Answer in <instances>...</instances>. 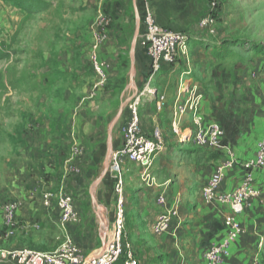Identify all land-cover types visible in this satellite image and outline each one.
<instances>
[{
	"label": "rangeland",
	"instance_id": "obj_1",
	"mask_svg": "<svg viewBox=\"0 0 264 264\" xmlns=\"http://www.w3.org/2000/svg\"><path fill=\"white\" fill-rule=\"evenodd\" d=\"M47 1L49 6L43 11L29 14L18 10L11 0H0V43H4L5 51L9 54L7 59L0 62V184L8 170L4 169L5 154L9 149L6 141L21 140L25 134L26 119L38 118L35 123L40 121V125H43L37 109L46 105L49 111L55 107L64 110L72 108L71 104L62 105L60 93L55 95L54 88L58 86L71 87L74 91V85H68L65 77V80H55L53 77L50 84L43 85V74L54 72L55 76L56 71V66L50 62L47 63L50 65H45L43 57L49 55L52 62V57L62 44L73 39V31L91 20L88 17L91 12L80 5V0ZM126 4L120 16L112 17L106 13L109 25L105 44L111 48L107 52L103 49L101 54L106 62L104 78L99 79L88 65V77H91L90 80L93 78L95 86H98L96 91L100 94L94 93V96H99L96 95L93 101V112L103 119L101 128L94 133L96 139H83L78 145L71 136V130L67 129L66 115L62 119L63 124L59 121L57 126L48 127L47 132L52 140L63 139L64 144L68 142L58 152L68 156L69 162L65 161L66 158L54 161L50 157L51 162L55 163V173L39 177L42 184L50 189L48 192H59V188L63 187L71 195L80 214L79 220L83 221L84 227L87 225L97 247H100L105 235L111 232L116 210L111 177L109 172L104 177L103 174L110 151L117 147L114 139L121 134L125 103L143 84L139 80L140 70L135 60L133 64L130 62V46L136 29L132 1L127 0ZM193 5V10L186 9L187 5L180 10L191 21L188 26H195L200 15L211 12L215 19L214 31L211 34L208 31L180 34H186L190 41L206 36L208 41L214 43V47L208 49L206 42L196 49L195 45L198 44L190 42L188 51L177 63H184L185 66L178 81H188L194 91L202 96L204 104L201 110L204 107L205 120L218 123L224 131V137L219 148L211 150L195 147L191 143L181 144L178 142L179 136L167 134L164 150L152 167L150 179L146 181L141 179L138 169L125 166L122 209L124 235L137 252L140 264H169L173 261L172 252L167 251L173 246L167 234L155 236L150 230L160 212L156 205L158 195L166 190L168 206L178 201L181 216L179 214L175 222L179 223V227L184 226L186 218L183 212L189 210L186 198L194 199L192 197L202 177L206 176L207 169L217 166L226 150H230L240 162L251 158L255 142L264 138V0H196ZM196 12L198 14L195 16ZM139 39L140 33L136 49L140 47ZM203 65L205 68L202 70ZM131 74L133 83L129 82ZM148 76L149 66L145 70V81ZM159 76L160 72L151 79L152 87L156 90L159 88ZM74 81L75 88L79 89L77 78ZM140 111L150 116V112H154V98L145 99ZM119 112L120 116L110 136L111 148L107 152V132ZM76 149L79 152H75ZM200 150H206L207 153L203 154ZM205 155L209 156L207 162L203 158ZM74 165L80 167L85 177L86 169L91 170L82 186L79 182L82 172L75 174L69 169V166ZM193 167H199V171H192ZM258 171L264 176V169ZM100 177H103L102 180L92 192L95 205L90 197V188ZM261 184L264 186V182ZM259 188L262 195L255 200L253 209L246 210V206L240 216L245 234L239 240L250 245H244L245 254L241 264H253L254 260L264 264V192L262 187ZM128 218L134 219L133 227L128 226ZM76 224L64 231L57 223H52L46 227L49 231L43 242L32 243L28 238H20L18 243L15 240L10 244H0V247L52 252ZM74 242L83 252L78 241Z\"/></svg>",
	"mask_w": 264,
	"mask_h": 264
},
{
	"label": "crops",
	"instance_id": "obj_2",
	"mask_svg": "<svg viewBox=\"0 0 264 264\" xmlns=\"http://www.w3.org/2000/svg\"><path fill=\"white\" fill-rule=\"evenodd\" d=\"M44 1L48 3L47 0ZM131 1L132 6L134 2H136V7L141 19L142 8L140 0ZM181 1H183L184 4L181 5ZM195 1L196 0H150V7L159 25L167 27L175 33L187 34V32L190 33L193 31L197 34L201 33L197 27V22L201 15L198 17L196 25L189 27L188 24H190L191 21L187 16H183L180 13L182 7L186 5V9L193 10V3ZM126 2L127 0H80V5L83 8H87L88 12H91V14L89 13L90 15L88 14L91 20L87 23L85 21L83 23L84 25L76 28V31H73V39L71 41H66L65 45L62 44L61 49L52 57V62L50 61L49 55H44L43 60L45 65H55L56 71L55 76H53L54 72L50 74L45 72L43 74L45 77L43 85L47 86V84H50L54 79L53 77L56 78L55 80H65L66 78L65 81H67L68 85H74V91H72L71 87L58 86L54 88L55 95L60 93L62 105L71 104L72 108L70 110H64L60 107H55L53 111H49L50 109L48 105H46L43 108L37 109L38 117L43 121V125H40V121L38 124L35 123L38 118L31 120V117H28L24 126L25 134H23L21 140L6 141L9 149L5 154L6 165L4 169L8 170L2 178L3 183L0 184V244H10L15 240L16 243H18V239L20 238H28L32 243L43 242L49 231L46 227L52 223H57L56 211L53 208L47 209L42 204L44 195L48 193L50 189L42 184L40 178L43 174L55 173L53 170L55 163H53V161L51 162L50 157H52L54 161L56 159L60 160V158H66L65 161L69 162L68 156H64L62 152H58V149L67 145L68 142L66 141L64 144L63 139L61 140L62 143H60L61 141L57 138H55L57 140L50 139V135H48L47 132L49 129L48 127L53 125L57 126L56 124L59 121L63 124L62 119L67 115V129H69V131L71 130V136L78 145H81L83 139H96L94 133L101 128L100 123L103 122V119L96 116L95 112H93L95 111V102L93 101L95 96L99 93L96 91L98 86H95L93 78L90 80L91 77H88L89 64L87 59L91 44V36L88 28L100 12L104 13L105 11L104 14L107 13L112 17L120 16L121 11H125L127 7ZM41 11L43 10L36 11L35 13ZM1 14L3 15V12H1ZM197 14L198 12L195 13V16ZM142 33L143 29L141 26L140 37ZM203 37L204 36L199 39L192 38L190 42L192 43L195 41L198 44L195 45L196 49H200L203 43L208 42L207 48L211 50L212 47H214V43L212 44L210 40L208 41L206 36ZM110 48L111 47H109L107 43L104 44L101 49V54L103 53V49L107 52ZM48 62H50V64H47ZM135 64L140 70L139 80L144 82V74L147 66H149V59L141 46H138L135 51ZM184 67L183 63L176 64L173 67L163 68L157 81L159 85L157 92L164 97V101L161 102L158 97L154 96V112H150L149 116L147 113L140 111L142 131L149 135L154 129H159L164 136L165 144L167 134L173 135L171 131L173 99L177 94L179 82H181L178 81V76L182 74V69ZM201 68L203 70L205 68L204 65ZM74 78L78 80L79 89L75 88ZM189 86L190 89H194L191 84H189ZM94 93L98 94L94 96ZM203 104L204 100H202V105ZM202 112L205 114L204 107L202 108ZM98 122L99 124L97 125ZM41 129H44L45 132ZM190 130H193V126L190 116L187 115L180 122V131L181 133H185ZM120 138L121 134L114 139V144L117 147L120 145ZM178 142L184 145L191 143L195 146L191 138L187 137L181 138L179 136ZM200 151L203 152V154L207 153L206 150ZM208 155L203 156L205 161L207 159L209 160ZM49 162H51V164H49ZM214 168L207 169L206 176L202 177L200 185L196 189L197 192L194 197H192L194 199L187 200V190L184 192L189 208L187 212H183L184 218H186L185 225L180 226L179 229L174 228V225V229L172 228L166 236L169 237V241L173 245L167 250L170 253L172 252L171 257L173 258V261L169 264H206L201 259V253L210 243L218 240L223 234V220L228 213L227 209L214 202L205 203L200 196V188L207 182ZM192 171L198 172L199 167H193ZM81 172L82 170L79 167V173ZM58 173H60V170ZM90 174L91 170L89 168L86 169V177L84 176V172L81 173L79 179L81 183L80 186L85 182V179L87 180L89 178ZM242 175L243 173L239 168L228 171L220 191H231L237 188L241 182ZM254 177L256 186L262 187L261 189H263L262 191L264 192V186L261 184L264 182V176L261 171H255ZM167 183L169 182H166V184ZM61 189L64 188L60 187L59 190ZM57 191L53 193H57ZM164 192H166V190H164ZM6 200L14 201L19 206L17 219L11 230L5 228L1 214V206ZM254 204L255 200L248 202L246 210L253 209ZM68 235H70L73 240L78 241L83 251L82 253L86 258H91L100 253L102 243L100 247H97L94 237L90 235L87 225L85 227L83 226L82 220H79L74 227L69 229ZM243 241L242 239L238 240L232 245L231 256L225 264H241V259L245 254L244 245L247 244ZM245 246L249 247L250 245L247 244Z\"/></svg>",
	"mask_w": 264,
	"mask_h": 264
},
{
	"label": "built area",
	"instance_id": "obj_3",
	"mask_svg": "<svg viewBox=\"0 0 264 264\" xmlns=\"http://www.w3.org/2000/svg\"><path fill=\"white\" fill-rule=\"evenodd\" d=\"M142 8L140 46L149 59V76L126 103L121 129L120 145L109 153L108 172L112 181V190L116 198V210L111 232L105 235L99 254L86 258L72 237L65 234L64 241L52 252H40L23 247H0V264H140L137 252L124 238L123 202L125 188V166L129 165L139 170L142 180H149L151 170L158 156L165 147L164 136L159 129L151 134L142 131L140 107L147 98L158 97L162 102L164 97L152 87L151 79L163 68L173 67L181 56L188 51L190 40L185 34L175 33L167 27L159 25L150 7V0H140ZM109 18L100 12L89 26L91 44L88 52V62L93 73L103 79L106 62L102 59L101 49L108 34ZM215 19L211 12L204 13L197 22L200 31L213 33ZM202 96L190 89L186 81L179 82L178 91L173 99V114L171 121L172 133L191 138L199 148L216 150L224 137L222 127L213 121H207L201 110ZM190 116L193 130L185 133L180 131V122ZM255 153L243 162L237 161L230 150H226L220 163L215 166L207 182L200 188V196L205 203H217L227 209L228 213L223 220L222 236L210 243L201 253V259L206 264H225L231 256L232 245L244 234L245 229L240 222V216L248 202L260 198L262 192L256 186L254 173L264 169V138L255 142ZM75 152H79L78 149ZM239 168L243 175L237 188L221 192L228 171ZM72 172L79 173L78 166H69ZM42 204L47 209H54L57 224L66 231L79 221L80 214L74 200L66 190L57 193L48 192L44 195ZM156 205L160 212L157 214L151 233L155 236H164L171 229L178 228L179 218L178 201L167 205L165 192L158 195ZM19 206L14 201H7L1 206L4 226L11 230L15 225ZM173 228V229H174ZM253 264L256 263L254 260Z\"/></svg>",
	"mask_w": 264,
	"mask_h": 264
},
{
	"label": "water",
	"instance_id": "obj_4",
	"mask_svg": "<svg viewBox=\"0 0 264 264\" xmlns=\"http://www.w3.org/2000/svg\"><path fill=\"white\" fill-rule=\"evenodd\" d=\"M133 10H134V20H135V34H134V37L132 39V42H131V46H130V52H129V57H130V62L131 64L134 63V60H135V49H136V44H137V40L139 38V33H140V27H141V19H140V15L138 13V10H137V7H136V4L134 3L133 4ZM130 83H133V80H132V74L130 75V80H129ZM120 113L117 115V117L115 118V120L111 123L109 129H108V132H107V145H108V150L107 152H109L110 148H111V133H112V129L115 125V123L117 122L119 116H120ZM106 162H107V159H106ZM108 172V165H107V168L105 169L104 171V174H103V177L105 176V174ZM103 177H100L99 179H97L95 182L92 183L91 185V188H90V197H91V200H92V203L96 205V202L92 196V192L93 190L98 186V184L100 183V181L102 180ZM103 243V241H102Z\"/></svg>",
	"mask_w": 264,
	"mask_h": 264
},
{
	"label": "trees",
	"instance_id": "obj_5",
	"mask_svg": "<svg viewBox=\"0 0 264 264\" xmlns=\"http://www.w3.org/2000/svg\"><path fill=\"white\" fill-rule=\"evenodd\" d=\"M11 2L15 7L29 14H32L36 11L44 10V8H47L49 6V4L46 3L44 0H11ZM8 57L9 54L5 51L4 43H0V62L7 59ZM129 220L130 223H128V226L133 227L135 225L134 219L128 218L127 221ZM124 238L125 240H127L125 235ZM121 262L122 260L118 264H121Z\"/></svg>",
	"mask_w": 264,
	"mask_h": 264
}]
</instances>
